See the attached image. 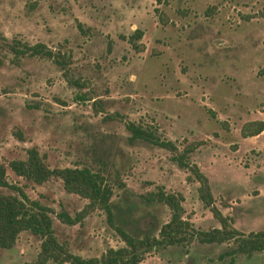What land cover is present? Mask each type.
<instances>
[{"label":"rangeland","instance_id":"374dc122","mask_svg":"<svg viewBox=\"0 0 264 264\" xmlns=\"http://www.w3.org/2000/svg\"><path fill=\"white\" fill-rule=\"evenodd\" d=\"M30 1L0 0V33L68 52L67 76L80 86L50 58L13 62L0 50V163L8 181L52 209L58 242L82 256L122 244L99 209L73 224L56 217L60 209L73 215L86 202L66 191L58 177L37 184L13 174L7 162L24 158L29 146L51 168L87 165L102 171L112 186L114 223L132 235L155 234L168 218L167 206L151 197L158 186L181 193L183 217L194 228L218 226L197 198V183L185 179L167 150L143 140L127 142V120L153 127L179 147L199 140L190 160L208 177L218 208L243 232L264 228V128L259 135L240 134L252 111H263L264 122V0ZM204 16H213L214 29L206 28L203 45L187 43L194 22ZM134 28L142 30L135 40L140 50L123 38ZM214 38L221 43L210 48ZM217 47H224L219 50L226 59L210 57L200 68L196 52L201 62L203 49L216 55ZM81 93L87 98L79 99ZM39 241L21 230L12 247L0 248V264L34 259ZM230 246L194 239L154 247L143 263L264 264L263 252L220 259Z\"/></svg>","mask_w":264,"mask_h":264},{"label":"trees","instance_id":"16d2710c","mask_svg":"<svg viewBox=\"0 0 264 264\" xmlns=\"http://www.w3.org/2000/svg\"><path fill=\"white\" fill-rule=\"evenodd\" d=\"M155 1L159 3L162 0ZM30 2H35V0ZM262 16H264V8ZM77 26L80 27L79 24ZM141 36L142 30L134 28L129 35L123 38L133 49L140 50L142 44L136 43L135 40ZM0 50L9 54L13 62H17L23 56L50 58L61 70V73L68 77L69 53L59 49L53 50L41 41L29 43L15 37L7 38L0 33ZM67 79L80 86L76 79L70 80L69 77ZM78 98L84 100L87 97L81 93ZM207 112L214 117V113L210 109H207ZM124 127L128 132L127 142L143 140L170 153V160L185 171V179L197 183V198L217 221L218 226L206 230L194 228L192 223L183 217L181 193L165 191L162 186H158L157 190L151 193V197L167 206L168 218L158 226L155 234L132 235L114 223L110 202L112 186L102 171L93 170L87 165L51 168L44 162L36 147L29 146L25 149L24 158L10 159L7 162L6 165L13 174L37 184L42 183L50 176L58 177L66 191L86 199V202L73 215H69L60 209L55 212L56 217L63 223L73 224L79 222L92 210L99 209L103 212L106 222L116 232L122 244L115 247L106 246L98 256H82L71 252L65 244L57 241L53 233L50 216V213L53 212L52 209L35 199H30L20 187L8 181L5 166L0 163V186L13 190V192L0 191V248L12 247L18 233L21 230H29L39 237V249L34 259L19 264H146L143 263L144 255L154 247L186 244L194 239L208 244L231 243L228 249L218 254L220 259L229 256V260L232 261V255L235 254L245 256H251L256 252H263L264 254V228L247 232L236 228L232 218L222 213L216 205L206 174L196 162L190 160L191 152L201 143L199 140L185 142L179 147L173 140L159 136L153 127L131 120L125 121ZM263 128L262 119H252L241 126L240 134L243 137L252 136L261 132Z\"/></svg>","mask_w":264,"mask_h":264},{"label":"crops","instance_id":"0c3cea01","mask_svg":"<svg viewBox=\"0 0 264 264\" xmlns=\"http://www.w3.org/2000/svg\"><path fill=\"white\" fill-rule=\"evenodd\" d=\"M191 13V12H190ZM206 17H208V16H204L203 18H206ZM213 17V16H212ZM212 17H208V18H206V20H197L196 22H194V24H193V26H192V28H194L195 29V33L194 34H192L191 36H190V38H188V40H187V43H188V41L190 42V41H196L198 44L199 43H201V45H203L204 44V42L207 40V37L206 36H204V34H205V31H207L206 30V28H213L214 29V26H215V23H214V21L212 20ZM264 17V16H263ZM187 22L188 23H192L191 22V20H187ZM213 24H212V23ZM188 27V26H187ZM191 27V26H190ZM217 31H215V33H216ZM252 32H254V31H252ZM250 33L251 32H248L247 34L250 36ZM206 35H207V32H206ZM227 36V39H230V35H226ZM245 37V36H244ZM205 38H206V40H205ZM209 42V41H208ZM214 42H217V43H221V39H216V38H214V41L213 40H210V42H209V44H210V48H213V46H215L214 45ZM216 43V44H217ZM217 46V45H216ZM188 49H189V47H187ZM220 48V47H219ZM219 48L217 47V51L219 50ZM220 49H224V47H222V48H220ZM209 51L210 52H214V49H203V52L202 53H204V56H203V58H202V60H201V62L199 61L201 58H199V55L201 54V53H199L198 51L196 52L197 54H196V56H197V58H198V64H199V66H200V68H201V65H205V64H209V63H211V58H213L214 57V61L215 60H225L226 58V54L224 53V50H219L218 52L215 50V53H216V55H212V54H209ZM221 51V52H220ZM208 52V53H207ZM208 55V57L206 58V56ZM254 55H255V53H254ZM256 56V58H258V56L257 55H255ZM211 57V58H210ZM201 64V65H200ZM260 81V80H259ZM261 82V81H260ZM258 84V83H257ZM259 85V84H258ZM259 88V87H258ZM260 90H262L261 88H259ZM259 89H258V91H259ZM252 91H253V89H252ZM260 94H261V91H260ZM256 111L257 112H255V111H252L251 113H252V115H253V117L251 118V119H249V120H252V119H261L262 117H261V114H262V112L263 111H259L258 109H256ZM263 120V119H262ZM262 132V131H261ZM260 134V133H259ZM259 134H255V135H259ZM254 136V135H253Z\"/></svg>","mask_w":264,"mask_h":264}]
</instances>
